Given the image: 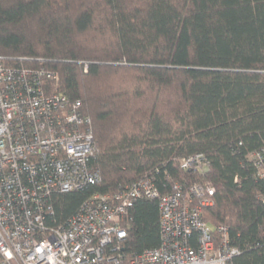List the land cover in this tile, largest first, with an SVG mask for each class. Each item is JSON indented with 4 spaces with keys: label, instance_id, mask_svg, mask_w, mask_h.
Here are the masks:
<instances>
[{
    "label": "trees",
    "instance_id": "1",
    "mask_svg": "<svg viewBox=\"0 0 264 264\" xmlns=\"http://www.w3.org/2000/svg\"><path fill=\"white\" fill-rule=\"evenodd\" d=\"M0 59L50 72L90 119L99 182L53 194L57 224L141 177L210 181L203 220L228 228L232 264H264V0H0ZM198 153L206 170L180 168ZM127 228V253L157 246V200Z\"/></svg>",
    "mask_w": 264,
    "mask_h": 264
},
{
    "label": "built area",
    "instance_id": "2",
    "mask_svg": "<svg viewBox=\"0 0 264 264\" xmlns=\"http://www.w3.org/2000/svg\"><path fill=\"white\" fill-rule=\"evenodd\" d=\"M45 78L55 77L0 59V264H232L240 250L228 228L202 218L214 194L210 181L175 182L160 194L141 177L113 194H91L57 224L51 196L95 185L99 173L90 119L78 101L45 89ZM208 164L201 153L180 160V168L200 172ZM138 198L157 200L159 244L129 254L124 241Z\"/></svg>",
    "mask_w": 264,
    "mask_h": 264
}]
</instances>
